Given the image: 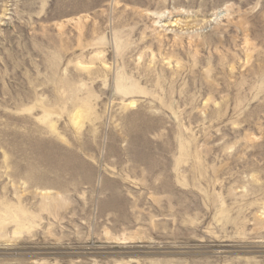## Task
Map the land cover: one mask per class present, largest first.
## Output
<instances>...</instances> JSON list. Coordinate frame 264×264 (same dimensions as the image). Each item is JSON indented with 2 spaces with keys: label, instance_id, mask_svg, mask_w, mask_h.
<instances>
[{
  "label": "rangeland",
  "instance_id": "374dc122",
  "mask_svg": "<svg viewBox=\"0 0 264 264\" xmlns=\"http://www.w3.org/2000/svg\"><path fill=\"white\" fill-rule=\"evenodd\" d=\"M0 264H264V0H0Z\"/></svg>",
  "mask_w": 264,
  "mask_h": 264
}]
</instances>
